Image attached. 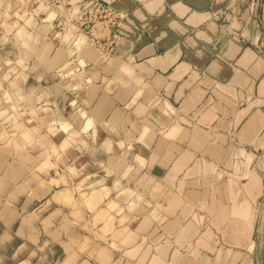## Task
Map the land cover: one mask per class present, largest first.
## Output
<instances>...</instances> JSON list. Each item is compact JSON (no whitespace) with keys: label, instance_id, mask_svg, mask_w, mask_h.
I'll use <instances>...</instances> for the list:
<instances>
[{"label":"crops","instance_id":"crops-1","mask_svg":"<svg viewBox=\"0 0 264 264\" xmlns=\"http://www.w3.org/2000/svg\"><path fill=\"white\" fill-rule=\"evenodd\" d=\"M101 2L108 57L53 11L8 36L35 113L3 118L1 257L264 264V0Z\"/></svg>","mask_w":264,"mask_h":264},{"label":"rangeland","instance_id":"rangeland-1","mask_svg":"<svg viewBox=\"0 0 264 264\" xmlns=\"http://www.w3.org/2000/svg\"><path fill=\"white\" fill-rule=\"evenodd\" d=\"M79 2V0L73 2L70 0H0V136L3 133L2 123L4 117L11 118V121H13V118H17L21 114L22 117L27 113H32L30 116L35 113V111L29 109L25 110L23 105L25 102L19 105L20 100L16 89L25 86L27 83L22 84L19 82L18 76L21 73L23 75L29 73L28 71H32V67L31 62L15 61V53H13L15 49H13L8 36L11 34L13 36L16 29L19 30L26 24L30 26L35 21L39 22L45 17L46 12L53 11L56 32L70 37L69 41L76 42L74 44L75 52L79 53L85 46L90 47L92 52H99L107 57L114 53L113 49L118 41V36L114 31V27L117 25L115 15L101 0ZM9 25L14 27L13 31H11ZM63 70L66 69L61 68V71ZM64 71L62 75H65ZM43 104L44 101L38 105L42 109L38 113L39 116L52 114L51 104L47 103L44 106ZM9 107L11 110H9ZM18 128L21 129L20 126ZM50 196L49 194L47 198H50ZM83 197L82 191L76 195L79 200L76 202V207H78V203L79 205L82 204ZM75 217L80 218L79 211L75 213ZM97 240L96 242H98ZM102 240L107 241V238ZM1 256L0 264H14L13 260H6Z\"/></svg>","mask_w":264,"mask_h":264}]
</instances>
